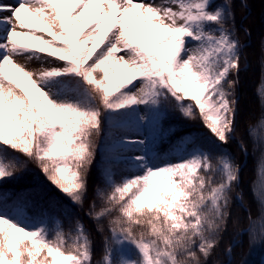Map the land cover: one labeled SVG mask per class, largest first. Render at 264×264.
Wrapping results in <instances>:
<instances>
[{"label":"snow or ice","instance_id":"obj_1","mask_svg":"<svg viewBox=\"0 0 264 264\" xmlns=\"http://www.w3.org/2000/svg\"><path fill=\"white\" fill-rule=\"evenodd\" d=\"M234 2L0 0V183L33 162L82 207L99 148L105 187H97L87 215L101 233L107 221L109 233L94 262L82 220L65 212V230L50 207L33 210L0 190V264H208L227 231L240 166L188 137L165 158L157 141L172 102L220 144L236 139L246 45ZM258 95L264 101V87ZM256 131L249 128L254 141ZM257 172L260 228L249 212V227L237 230L253 245L264 243V158ZM236 196L243 201L242 191Z\"/></svg>","mask_w":264,"mask_h":264},{"label":"trees","instance_id":"obj_2","mask_svg":"<svg viewBox=\"0 0 264 264\" xmlns=\"http://www.w3.org/2000/svg\"><path fill=\"white\" fill-rule=\"evenodd\" d=\"M223 0H216V4ZM216 5H214L215 7ZM259 6V10H257ZM235 11V26L238 30V37L243 48L242 70L239 73L240 84L236 88V98L238 100V113L236 117V139L228 144H220L215 141L209 131L203 126L199 119H185L181 113L175 109L174 102L167 105L168 116L163 121L166 130L162 141H157L158 152L167 158L173 154L175 146L180 143L181 138L188 137L197 140L206 150L211 151L213 158L222 153H229L236 164L240 166V183L237 189L231 194L230 212L231 218L228 221L227 231L222 234V239L213 255L209 258L208 264L214 261H222L223 264H264V243L250 244L249 236L245 232L237 237L238 229L249 227V212L253 221H257L256 228L259 230L261 217V207L253 189L257 187L258 161L264 154V143L259 142V137L264 135V129L258 127L264 109V101L258 95V89L264 87V0H247V7H241V0H235L233 4ZM245 29L250 30V36L245 35ZM250 80L248 81V79ZM253 103V110L247 103ZM256 128L257 140L249 135V128ZM168 130H171L170 134ZM239 140H243L247 147V154L239 147ZM21 161L26 158L19 153H15ZM264 158V157H262ZM104 156L100 149H97L96 162L88 175L89 191L87 199L82 207H73L68 203L67 198L52 185L41 172L39 167L33 162H27L26 167H22L15 174L14 179L0 183V190L4 191L13 199L21 198L26 200L33 210L40 208L51 209L53 217L59 218L63 222L65 230L71 225L64 213H70L73 218L83 221L87 231L93 240L94 262L100 261L104 254V237L109 235L107 221H104V233L97 231L96 223L89 218L87 213L91 210L92 202L96 199L95 191L97 187H105L102 174L105 168ZM126 173H118L115 176L117 182ZM242 191L243 201L237 199L236 191ZM97 210L100 201L96 200ZM31 214V213H29ZM233 245L231 257L226 255L225 249Z\"/></svg>","mask_w":264,"mask_h":264},{"label":"rangeland","instance_id":"obj_3","mask_svg":"<svg viewBox=\"0 0 264 264\" xmlns=\"http://www.w3.org/2000/svg\"><path fill=\"white\" fill-rule=\"evenodd\" d=\"M260 8H259V6H258V8H257V10H259ZM21 63H23V61H20ZM30 67H32V68H37V67H39V64H36V63H32L31 65H30ZM250 80V78L248 79V81ZM239 84H240V81H239ZM264 85V84H263ZM237 97V96H236ZM247 105H250L251 107L250 108H252V110H253V107H254V105H253V103H250V102H248L247 103ZM263 112H264V109H263ZM264 114V113H263ZM262 159V157L260 158V160ZM259 160V161H260ZM103 175V174H102Z\"/></svg>","mask_w":264,"mask_h":264}]
</instances>
